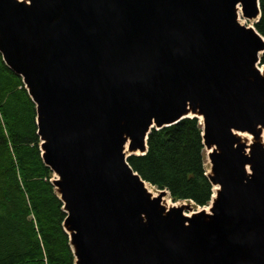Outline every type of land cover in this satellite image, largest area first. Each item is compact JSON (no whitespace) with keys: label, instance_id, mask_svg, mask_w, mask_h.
<instances>
[{"label":"water","instance_id":"water-1","mask_svg":"<svg viewBox=\"0 0 264 264\" xmlns=\"http://www.w3.org/2000/svg\"><path fill=\"white\" fill-rule=\"evenodd\" d=\"M239 7L260 21L259 0H0L75 264H264V38ZM193 118L214 195L167 208L128 158Z\"/></svg>","mask_w":264,"mask_h":264},{"label":"trees","instance_id":"trees-1","mask_svg":"<svg viewBox=\"0 0 264 264\" xmlns=\"http://www.w3.org/2000/svg\"><path fill=\"white\" fill-rule=\"evenodd\" d=\"M259 1L261 18L254 26L264 38ZM202 131L197 118L153 130L147 153L130 156L129 165L149 185L169 191L174 202L209 207L214 190ZM40 144L36 105L0 54V264H75L64 229L67 215Z\"/></svg>","mask_w":264,"mask_h":264},{"label":"rangeland","instance_id":"rangeland-1","mask_svg":"<svg viewBox=\"0 0 264 264\" xmlns=\"http://www.w3.org/2000/svg\"><path fill=\"white\" fill-rule=\"evenodd\" d=\"M240 21L244 22L243 25L248 26V27H254V24H255V22L245 19L243 17V14H242L241 10H240ZM243 137H246V136H243ZM263 140H264V135H263ZM205 167H206V170L208 172L210 170V163H209V161H208V159L206 157V152H205ZM54 178H55V176H54ZM146 186H147V188L151 189L153 192L157 193V189L155 187H153V186H151V185H149L147 183H146ZM163 202L165 203L166 207H172V205L176 204V202H174L171 199L170 195H167V196L163 197ZM168 202L171 203V206H167Z\"/></svg>","mask_w":264,"mask_h":264},{"label":"bare ground","instance_id":"bare-ground-1","mask_svg":"<svg viewBox=\"0 0 264 264\" xmlns=\"http://www.w3.org/2000/svg\"><path fill=\"white\" fill-rule=\"evenodd\" d=\"M240 10H241V9H240V7H239V21H240ZM240 22H241V24L244 23V22H242V21H240ZM199 121L202 122V121H203L202 118H200ZM125 153H126V156H127V157L130 156V155H132L131 152L128 151V149H126ZM146 187H147V186H146ZM148 190H149L150 192H152L153 195L157 196V193H156V192H153V191H152L151 189H149V188H148ZM164 204H165V203H164ZM165 206H166V205H165ZM167 206H171V203L168 202ZM167 208H170V207H167Z\"/></svg>","mask_w":264,"mask_h":264}]
</instances>
